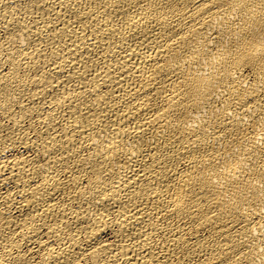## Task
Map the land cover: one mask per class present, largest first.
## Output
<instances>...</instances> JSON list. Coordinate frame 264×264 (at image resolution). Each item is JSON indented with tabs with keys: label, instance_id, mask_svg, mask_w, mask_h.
<instances>
[{
	"label": "bare ground",
	"instance_id": "bare-ground-1",
	"mask_svg": "<svg viewBox=\"0 0 264 264\" xmlns=\"http://www.w3.org/2000/svg\"><path fill=\"white\" fill-rule=\"evenodd\" d=\"M0 264H264V0H0Z\"/></svg>",
	"mask_w": 264,
	"mask_h": 264
}]
</instances>
